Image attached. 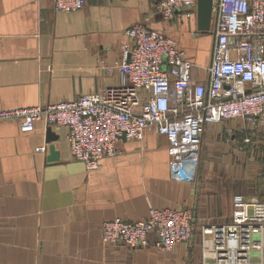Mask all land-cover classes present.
Returning <instances> with one entry per match:
<instances>
[{
	"label": "crops",
	"instance_id": "0c3cea01",
	"mask_svg": "<svg viewBox=\"0 0 264 264\" xmlns=\"http://www.w3.org/2000/svg\"><path fill=\"white\" fill-rule=\"evenodd\" d=\"M157 3L85 0L79 10L57 12L51 0H0V111L67 102L125 84L118 65L127 59L126 29L136 23L173 39L192 65V80L205 83L212 35L197 29L196 10H180L165 21ZM225 121L231 120L206 125L200 154ZM47 127L37 121L32 131L21 132L16 121H0V264H202L212 259L211 237L202 235L200 226L229 223L236 196L221 168L204 161L193 184L174 180L166 138L145 131L140 140H121L117 156L88 170L72 158L64 126L51 127L58 137L52 142L58 160L48 162ZM149 207H193L198 222L191 240L170 251L153 246L155 235L146 247L102 243L104 221L144 220Z\"/></svg>",
	"mask_w": 264,
	"mask_h": 264
},
{
	"label": "built area",
	"instance_id": "2783aa9c",
	"mask_svg": "<svg viewBox=\"0 0 264 264\" xmlns=\"http://www.w3.org/2000/svg\"><path fill=\"white\" fill-rule=\"evenodd\" d=\"M55 11L71 12L85 0H51ZM197 0H158L157 13L170 21L178 11L196 10ZM127 59L118 65L125 84L45 106L0 111V121H16L30 132L37 121L67 128L72 158L93 170L118 155V143L142 139L145 131L167 142L170 177L193 184L198 175L206 125L224 120L256 123L264 112V0H213L212 49L208 79L191 78L184 50L166 34L142 23L126 29ZM43 151L44 148L38 149ZM198 215L193 207H149L144 220H106L104 244L170 251L192 238ZM212 240V259L202 264H264V197L236 195L227 224L201 225Z\"/></svg>",
	"mask_w": 264,
	"mask_h": 264
},
{
	"label": "rangeland",
	"instance_id": "374dc122",
	"mask_svg": "<svg viewBox=\"0 0 264 264\" xmlns=\"http://www.w3.org/2000/svg\"><path fill=\"white\" fill-rule=\"evenodd\" d=\"M221 125V132L202 146L199 169L204 161L221 168L222 178L232 187V197L263 198L264 112L255 124L231 120Z\"/></svg>",
	"mask_w": 264,
	"mask_h": 264
},
{
	"label": "water",
	"instance_id": "95a60500",
	"mask_svg": "<svg viewBox=\"0 0 264 264\" xmlns=\"http://www.w3.org/2000/svg\"><path fill=\"white\" fill-rule=\"evenodd\" d=\"M213 0H197L196 4V24L197 29L204 33L210 32L211 13ZM57 136L52 132L51 127L46 129V143L48 144V162L58 160V153L55 151L52 142L57 140Z\"/></svg>",
	"mask_w": 264,
	"mask_h": 264
}]
</instances>
